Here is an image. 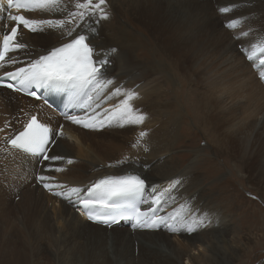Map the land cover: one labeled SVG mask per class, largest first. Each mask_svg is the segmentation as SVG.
<instances>
[{"label":"bare ground","instance_id":"bare-ground-1","mask_svg":"<svg viewBox=\"0 0 264 264\" xmlns=\"http://www.w3.org/2000/svg\"><path fill=\"white\" fill-rule=\"evenodd\" d=\"M66 6L74 10L71 3ZM223 7L232 10L223 14L219 11ZM7 10L3 0L0 38L13 24L7 19ZM106 11L108 19L85 17L83 21H77L80 26L73 32V37L88 35L96 52L95 58L108 60L101 69V79L113 83L99 93L90 92V95L93 103H100L96 110L102 109V117L121 104L126 92L134 91L137 96L130 104L133 109L138 108V114H141L139 109L146 108V113L142 114L144 122L124 124L114 130L119 126L114 120L107 127L88 128L93 132H87L84 127H74L66 121L64 135L57 138L49 152V157L62 159L42 161L10 148L6 139L19 131L35 111L45 124L51 126L52 138L56 137L57 125L62 119L40 101L0 88V181H10L11 174L16 172L21 186L29 187L19 189L13 196L9 188L0 187L3 198L0 210L8 214L3 206L6 196L3 197L1 192L13 199L19 198L20 203L16 205L20 208L16 212L21 213L24 206H28L26 217L22 216L23 220L18 221L20 225L25 222L24 231L30 244L46 241L55 245L46 250L56 258L60 254L56 264H68L66 259L72 257V264H101L100 261L107 258L124 264H216L212 261L216 259L213 250L228 264L230 255L235 252L236 238L224 235L230 231L226 217H221L219 212L214 216L207 213V217L199 208L203 203L199 190L186 194V190L199 181L191 169L193 162L201 159V152H195L193 160L179 170L171 162L172 150L183 145L185 140L195 138L194 135L188 137L193 132L187 116L201 137L223 158L229 159L231 170L245 177L240 169L252 161L264 170V143L259 147L262 154L256 153L260 139L264 141V83L259 80L261 69L251 68L256 61H249L243 53V49L251 50L252 44L264 41V0H107ZM26 13L30 19L38 20L64 17L59 12ZM128 13L138 14L133 21L147 30L143 32L146 35L135 31L126 19ZM236 19L244 23L235 29L226 27V23ZM127 25L134 30H129ZM18 31V41L27 47L9 53L18 63L9 64L3 71L28 64L73 38L66 36L63 30L47 26L32 33L21 25ZM245 31L249 34L241 35ZM142 49L146 55L140 57ZM203 77L206 80L203 81ZM183 80L187 82L185 90L181 85ZM200 82H205L204 86L197 90ZM116 88L121 89L120 95L113 94ZM10 126L14 127L11 131ZM141 131L147 135L137 147H132ZM107 132L110 134L106 135ZM119 149H126L123 156ZM114 151L119 152L115 154ZM69 155L74 157L71 164L63 162ZM58 165L65 167L63 172L50 168ZM129 172L140 174L147 181V205L154 196L168 189L172 181L179 179L181 183L167 194L170 198L162 202L158 215L169 216L182 211V218L168 219L159 229H131L118 225L105 228L87 221L69 200L44 190L36 177L38 174L51 177L46 181L85 190L101 176ZM213 174L215 176L216 172ZM58 185L56 189L61 188ZM181 205L185 206L183 210ZM182 221L196 231L189 234ZM169 225L177 231H170ZM127 238L139 245L143 243L138 255L135 256L138 249L133 247L108 250V245ZM82 240L86 242L85 247ZM16 252L19 262L26 250L18 247Z\"/></svg>","mask_w":264,"mask_h":264},{"label":"snow or ice","instance_id":"snow-or-ice-1","mask_svg":"<svg viewBox=\"0 0 264 264\" xmlns=\"http://www.w3.org/2000/svg\"><path fill=\"white\" fill-rule=\"evenodd\" d=\"M68 3L72 4L74 10L68 9L66 6ZM106 3L107 0H6L7 9L9 10L15 8L17 11L59 12L64 14V18L30 19L24 15H14L9 11L7 19L15 22V26L0 38V69L7 67L9 64L18 63L16 58L10 56L9 53H15L27 47L18 41L19 26L22 25L24 29L32 33L42 31L47 26L48 28L63 30L66 36L73 37V32L80 26L77 21H83L85 17L95 16H98L100 20L108 19ZM2 5L3 0H0V6ZM231 10L229 7L219 9L221 13H228ZM243 23L244 21L236 19L230 21L227 27L235 29ZM89 31H94V29L89 28ZM248 34L247 31L241 33L243 36ZM243 51L249 61L258 60L259 64L264 66V41L252 44L251 50L243 49ZM95 56L96 52L89 42V36L77 34L68 42L51 49L47 54L31 60L26 67H19L14 72H5V76L16 82L7 84L6 87L16 91H29L33 86L68 91L75 100L87 97L84 106L90 107L91 105L88 102L92 100V96L89 95V92L99 93L113 83L111 80L101 79V68L108 63V60H97ZM259 75L264 80V71L260 72ZM2 80L3 77H0V82ZM29 94L36 96L34 91H29ZM113 94L120 95L121 89L116 88ZM136 96L137 93L134 91L126 92L121 104L106 115L105 120L107 123L111 125L115 120L121 127L124 124L143 123L145 116L138 114V110H134L130 104V101L135 99ZM67 118L75 124H82L85 128H95L97 123L100 127L105 124V120L96 122L94 116L89 118L91 122L82 121L75 116ZM121 121L122 123H119ZM50 132L51 130L46 124L40 123L36 116H32L24 126V130L15 138L10 139L9 143L12 148L17 150L44 153V160L62 159L59 156L49 157L47 155ZM146 135V132L141 131L132 147H137ZM68 163L71 164L72 161L69 160ZM56 171H62V169H56ZM39 179L46 181L52 178L41 176ZM180 183L181 181L176 179L170 183L168 189L154 196L147 211H142L136 206L137 200L148 203L147 200L142 199L146 183L139 176L128 175L100 179L86 189L87 195L82 198L79 197V194L85 190L78 187L69 188L67 193L57 192L54 194L67 195L69 198L76 195L84 209H87L86 216L90 221L110 227L112 224L118 223L119 220H127L133 222V229H156L168 219L177 220L182 218V211L169 214V216L158 215L162 202L170 198L167 194ZM44 187L51 188L52 185L45 183ZM58 187L65 186L58 185ZM152 205L157 207H152ZM180 208L183 210L185 206L181 205ZM200 223H203V221L201 220ZM182 226L187 227L188 231L194 230L192 225H188L184 221H182ZM169 230L175 232L177 228L169 225Z\"/></svg>","mask_w":264,"mask_h":264},{"label":"rangeland","instance_id":"rangeland-1","mask_svg":"<svg viewBox=\"0 0 264 264\" xmlns=\"http://www.w3.org/2000/svg\"><path fill=\"white\" fill-rule=\"evenodd\" d=\"M67 5H70V3ZM109 11L111 12L110 7ZM128 15V18L126 19L129 20L131 25H133L135 31L139 30L141 33L147 32L145 28H143V30L140 26L134 23L135 21H133V18H136V15L138 14L134 13L131 15L128 13ZM63 18L64 17L61 19ZM127 28H130L129 30L132 31L134 30L128 25ZM144 52L143 49L140 50L139 56H145L146 53L144 54ZM151 61V65L153 66L154 60L152 59V56ZM204 80H206V77H203V81ZM204 83L205 82H200L197 90L203 88ZM181 85L183 86V90L187 88V82L184 80L181 82ZM134 110H138V108H135ZM139 111L141 114L144 112L146 113V108L144 109L143 107L142 109H139ZM185 118H187V123L189 124L187 125L194 133H190L188 137L192 138V135H194L195 138L193 140H185V137H183L182 141L185 140L183 145H177L172 150L174 152L171 162L178 166L177 168L180 170L185 164L193 160L195 152H198V150H200L199 153L201 152V156L199 154V158L201 159L197 162L195 161L196 163L193 162V168L191 169V173H193L199 181L194 183L193 188L187 189L186 194L188 193L191 195V193H189L190 191L193 192L199 190L202 194L203 201V203H200L199 208L204 210L203 213L206 216L207 213L210 216H214L216 215V212H219L221 217H226L227 228H229L228 230L230 231L228 234L224 235L235 236L236 238V244L233 245V250L235 252H232L230 255L231 257H229L228 264H264V170L262 171L260 169V164L252 161L240 169V173L245 176L241 177L237 172L231 170L229 159L227 157L223 158L215 151L212 145H209L206 140L201 137V134L194 126L192 120L187 116ZM9 128L10 131L14 129V127L11 126ZM120 128L122 127L116 126L113 129L117 130ZM84 130L87 132H93L89 129ZM96 134L97 136L101 135L100 133V135L98 133H93V135ZM105 134L108 135L110 133L107 132ZM261 143H264V141L262 142V139H260L258 147L256 148V153L259 155L262 154V150L259 148ZM123 150L126 149H119L120 152L118 151L122 156L124 154ZM64 151L69 153L65 147ZM118 152L114 151L115 154H118ZM73 158V156L69 155L64 159L65 161L63 160V162H68ZM50 168L52 170L62 169L60 172H63L65 167L63 165H58V167ZM213 172H216L215 176H213L215 174H213ZM11 176L12 178L8 182L0 181V187L9 188L12 196L14 193H18L19 189L29 188L21 186L20 177L16 172H13ZM1 194L3 197L6 196L3 206L4 211L7 210L8 214L3 213L0 210V235L4 234L5 236H0V248L2 249V254H0V264H56L57 258H60V254H58L56 258L49 252V250L55 245L52 242L49 243L46 241H40L37 244H30L29 236H26V232L24 231L26 230L24 226L25 222H23V225H20V222L18 221L22 219V216L23 218L26 217L28 206L25 205L24 210L21 213L20 211L16 212L17 209L20 208L19 205H16L20 203L19 198L16 200L11 198V196L8 197L5 192H1ZM2 199L3 198L0 197L1 202ZM203 204H205L204 208ZM195 231L196 230L189 231L188 233L191 234ZM24 238L27 243L24 242ZM144 241H147V238H145ZM82 244L85 247V240H82ZM142 245L143 243L139 245L135 243L132 238H127L114 242L112 245H108V250L113 251L122 247H133L138 249L135 254L136 256L141 252L140 249H142ZM18 247H23L26 250L25 255L22 256L19 262L16 261L15 256V254H18L16 252ZM46 248L49 250H46ZM62 255L65 258V254L62 253ZM213 255H215L216 258L212 260L213 262L215 261L216 264H225V262L222 261V255L219 254V252H214L213 250ZM107 259L108 260L103 259L100 261L101 264H124L123 261L118 263L115 260ZM6 260L9 262H5ZM66 260L68 264H72L73 257Z\"/></svg>","mask_w":264,"mask_h":264}]
</instances>
